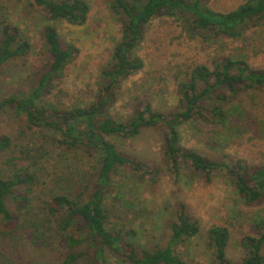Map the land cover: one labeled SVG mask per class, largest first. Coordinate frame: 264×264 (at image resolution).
I'll return each mask as SVG.
<instances>
[{
    "label": "trees",
    "instance_id": "obj_1",
    "mask_svg": "<svg viewBox=\"0 0 264 264\" xmlns=\"http://www.w3.org/2000/svg\"><path fill=\"white\" fill-rule=\"evenodd\" d=\"M30 3L43 11L44 22H39L38 28L45 57L26 76L27 82L20 87L5 82L7 92L0 95V113L20 120V131L15 136L0 131V230L13 231L23 222V214L32 209L30 193L41 179L33 167L51 152L48 147L60 149L65 155L81 151L92 158L93 164L83 169L68 158L69 181L61 191L51 192L40 201L54 240L67 247L64 264L82 257H88L91 264H204L196 255H189L188 247L202 234V225L188 212L185 202L174 203L166 219L160 208L157 212L151 209V220L143 227L127 229L116 222L108 201L112 198L125 203L126 195L132 196L127 181L158 182L165 172L178 176L185 165L207 183L213 180V174L221 172L248 206L264 207V162L251 163L242 158L231 162L225 156L206 155L185 146L181 132L193 120L222 128L250 122V107L264 105V66L253 65L247 52H219L211 63L194 62L180 69L173 79L177 101L170 108H155L149 97L137 96L125 118L114 117L110 109L123 95L125 80L144 68L138 48L152 20L173 17L191 38L198 36L204 41L242 39L247 30L264 19V0H245L228 10L214 8L210 0H107L120 25V35L111 59L99 71L96 92L88 101H66L62 89L57 90L78 49L66 42L54 21L86 25L91 3ZM32 48L23 29L9 16L0 14V74L12 63L26 60ZM35 128L51 141L44 146L46 150L24 139ZM149 129L162 135L164 166L126 153L116 141L137 138ZM9 152L10 158L3 160ZM27 159L29 163L23 165ZM10 161H14L11 168ZM250 230L253 233L240 238L242 256L236 259L229 254L232 228L217 223L210 226L206 264H264V216L259 215ZM41 236L32 242L39 246Z\"/></svg>",
    "mask_w": 264,
    "mask_h": 264
},
{
    "label": "rangeland",
    "instance_id": "obj_2",
    "mask_svg": "<svg viewBox=\"0 0 264 264\" xmlns=\"http://www.w3.org/2000/svg\"><path fill=\"white\" fill-rule=\"evenodd\" d=\"M88 1L92 10L86 25H71L65 20L54 21L66 42L74 44L78 49L66 76L57 86V90L62 89L63 99L66 101H88L94 96L99 85V71L111 59L110 53L120 35V25L107 0ZM243 1L245 0H210L211 5L220 10L237 7ZM0 14L15 21L33 43L26 60L12 63L0 74V95L4 96L7 92L5 82L11 81L22 86L27 82L26 76L30 71L44 60L38 28V23L44 22V15L42 8L32 5L30 0H0ZM237 51L247 52L253 65L264 66V19L258 26L247 30L242 39L221 38L211 42L198 36L191 38L180 21L173 17H158L148 25L145 39L138 48V54L145 61L144 68L125 80L124 93L110 109V114L117 118L127 117L137 96L149 97L155 108L168 109L177 101L173 79L183 66L194 62L211 63L213 56L219 52ZM250 108L247 117L251 121L242 123L241 127L236 126L237 129L203 126L196 120L188 122L181 131L183 144L212 157L225 156L226 161L234 162L242 158L251 163L264 162V105L257 104ZM19 121V118L11 117L8 113H0V131L15 136L20 131ZM24 139L32 140L30 145L36 143L43 148L51 143L44 132L36 128L31 133H26ZM116 141L126 153L164 166L162 135L157 130L149 129L137 138H117ZM48 148L51 152L48 151L33 167L37 169L41 179L35 191L30 193L32 209L23 214V222L13 231L3 228L0 230V264H64L63 255L67 252V247L54 240L40 201L46 199L51 192L61 191V186L69 181L66 177L70 168L66 164L68 158L71 163L83 169L92 165L93 161L81 151L65 155L60 149ZM11 155L9 152L2 159H8ZM29 161L24 160L22 164H28ZM13 165L14 161H10L8 167ZM126 183L132 196L126 195L125 203L112 198L108 201L116 222L127 229L135 225L143 227L144 222L151 220H148L151 209L155 208L157 212L160 208L166 219L172 212L173 204L183 201L188 212L198 218L202 225V234L188 247L189 255H196L204 264L207 259L206 235L210 226L217 223L232 228L229 254L238 259L242 256L239 243L241 236L251 233L254 220L259 215L264 216V207L248 206L221 172L213 174V180L207 183L200 175L183 165L178 176L165 172L158 182L135 179ZM117 208L121 210L117 211ZM40 233L42 243L37 246L32 241ZM72 264L91 262L88 257H82Z\"/></svg>",
    "mask_w": 264,
    "mask_h": 264
}]
</instances>
